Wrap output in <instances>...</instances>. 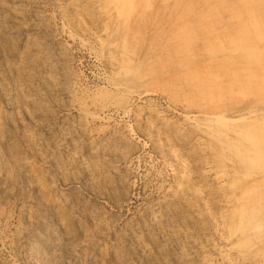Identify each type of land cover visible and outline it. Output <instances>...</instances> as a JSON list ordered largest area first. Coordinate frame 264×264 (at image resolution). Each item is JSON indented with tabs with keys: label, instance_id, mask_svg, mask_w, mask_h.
<instances>
[{
	"label": "rangeland",
	"instance_id": "374dc122",
	"mask_svg": "<svg viewBox=\"0 0 264 264\" xmlns=\"http://www.w3.org/2000/svg\"><path fill=\"white\" fill-rule=\"evenodd\" d=\"M263 256L264 0H0V264Z\"/></svg>",
	"mask_w": 264,
	"mask_h": 264
},
{
	"label": "bare ground",
	"instance_id": "6f19581e",
	"mask_svg": "<svg viewBox=\"0 0 264 264\" xmlns=\"http://www.w3.org/2000/svg\"><path fill=\"white\" fill-rule=\"evenodd\" d=\"M205 117V119H206V122L208 121V122H211V121H214V119L216 118V119H218L217 117H215V116H204ZM205 119H204V121H205ZM209 132V131H208ZM213 135V134H212ZM250 142L253 144V145H256L254 142H252V140H250ZM225 145V144H224ZM228 148V147H227ZM230 149V148H229ZM65 234V238L63 239V240H61V239H53L49 244H48V246L47 247H49L50 248V251H49V253H51L52 254V256H54V258L56 257V255H57V252H58V250H60V249H64V248H67V247H69V245H71L70 244V242H72V239H73V237H72V235L69 233V232H67L66 231V233H64ZM58 237V236H57ZM51 239V238H50ZM48 241V240H47ZM47 242H45V244H46ZM137 243V242H136ZM44 244V245H45ZM138 244V243H137ZM134 246V245H133ZM45 248H46V246H45ZM132 250V249H131ZM149 252H150V249L148 248V247H146V246H142V245H140V244H138L135 248H134V253L136 254L137 253V255L138 254H143L144 256H148L149 255ZM40 254V253H39ZM50 254V255H51ZM57 257H58V255H57ZM263 258H264V256H263ZM41 262V261H40Z\"/></svg>",
	"mask_w": 264,
	"mask_h": 264
}]
</instances>
